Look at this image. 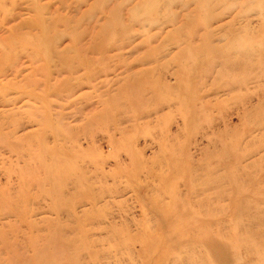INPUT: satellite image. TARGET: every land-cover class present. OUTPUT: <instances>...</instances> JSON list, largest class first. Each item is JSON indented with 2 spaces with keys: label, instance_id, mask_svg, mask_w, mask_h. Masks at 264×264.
Returning a JSON list of instances; mask_svg holds the SVG:
<instances>
[{
  "label": "rangeland",
  "instance_id": "374dc122",
  "mask_svg": "<svg viewBox=\"0 0 264 264\" xmlns=\"http://www.w3.org/2000/svg\"><path fill=\"white\" fill-rule=\"evenodd\" d=\"M0 264H264V0H0Z\"/></svg>",
  "mask_w": 264,
  "mask_h": 264
}]
</instances>
